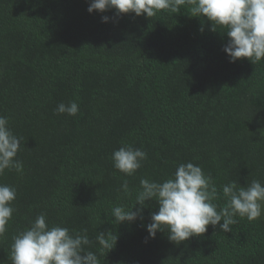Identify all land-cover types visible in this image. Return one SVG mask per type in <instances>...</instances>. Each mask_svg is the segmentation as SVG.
<instances>
[{
  "label": "trees",
  "instance_id": "1",
  "mask_svg": "<svg viewBox=\"0 0 264 264\" xmlns=\"http://www.w3.org/2000/svg\"><path fill=\"white\" fill-rule=\"evenodd\" d=\"M90 2L0 0V116L23 138L15 159L24 168L0 175L16 188L0 264H12L13 237L41 213L49 227L87 229L100 264H264V214L235 217L227 233L209 225L179 245L167 230L149 238L155 200L133 222L112 215L140 207L141 179L163 182L181 163L211 176L218 210L223 185L264 184V59L230 62L224 30L185 6L148 18L89 13ZM69 101L77 115L55 113ZM122 146L147 153L130 177L113 167ZM100 232L111 250H101Z\"/></svg>",
  "mask_w": 264,
  "mask_h": 264
},
{
  "label": "clouds",
  "instance_id": "2",
  "mask_svg": "<svg viewBox=\"0 0 264 264\" xmlns=\"http://www.w3.org/2000/svg\"><path fill=\"white\" fill-rule=\"evenodd\" d=\"M182 6L188 8L190 16L206 18L212 31L224 30L228 42L223 50L230 62L247 58L257 64L264 59V0H91L87 11L115 10L118 16L134 13L150 18L164 10L178 13ZM108 20L109 17H102L103 22ZM54 111L75 116L79 106L69 101L58 104ZM22 140L13 134L8 119L0 116V175L13 169L23 174L22 161L15 159ZM111 159L116 170L130 177L141 168L147 153L122 146L113 152ZM140 186L135 204L140 207L136 211L114 207L115 222L121 224L133 222L138 216L142 218L145 202L155 200L159 209L151 214V223L147 225L149 238H155L158 231L167 230L169 241L177 245L204 234L209 225L213 228L218 225L221 232L227 233L232 231L230 226L237 223L235 217L251 222L264 214V184L259 180H252L245 186H238L234 181L223 185L222 193L227 203L218 210L214 203L219 198L215 183L200 166L191 162L179 164L173 176L163 182L141 179ZM121 189L125 195L129 194L127 179ZM15 198V187L0 184V237L7 231ZM96 241L101 250L113 248L103 232L97 235ZM91 244L87 229L73 234L67 227H49L46 214L41 213L30 227L13 237L9 258L12 264H100L97 254L85 248Z\"/></svg>",
  "mask_w": 264,
  "mask_h": 264
}]
</instances>
